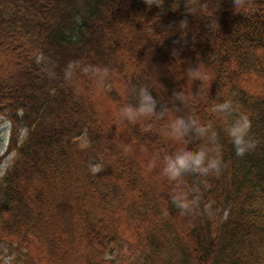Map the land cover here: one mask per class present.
<instances>
[{"label": "trees", "instance_id": "obj_1", "mask_svg": "<svg viewBox=\"0 0 264 264\" xmlns=\"http://www.w3.org/2000/svg\"><path fill=\"white\" fill-rule=\"evenodd\" d=\"M0 118L12 264H264V0H0Z\"/></svg>", "mask_w": 264, "mask_h": 264}, {"label": "rangeland", "instance_id": "obj_2", "mask_svg": "<svg viewBox=\"0 0 264 264\" xmlns=\"http://www.w3.org/2000/svg\"><path fill=\"white\" fill-rule=\"evenodd\" d=\"M11 124L6 118H0V180L3 178L9 167L12 165L15 152L8 153ZM25 131L21 134V139L25 137ZM82 145L85 146L86 138L81 136ZM97 170V168H95ZM13 257L8 248L0 246V264H12Z\"/></svg>", "mask_w": 264, "mask_h": 264}]
</instances>
